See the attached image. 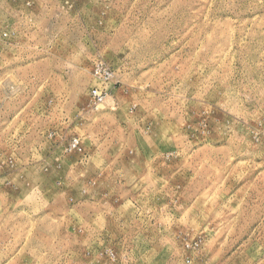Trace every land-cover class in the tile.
<instances>
[{"label":"rangeland","instance_id":"obj_1","mask_svg":"<svg viewBox=\"0 0 264 264\" xmlns=\"http://www.w3.org/2000/svg\"><path fill=\"white\" fill-rule=\"evenodd\" d=\"M0 264H264V0H0Z\"/></svg>","mask_w":264,"mask_h":264},{"label":"built area","instance_id":"obj_2","mask_svg":"<svg viewBox=\"0 0 264 264\" xmlns=\"http://www.w3.org/2000/svg\"><path fill=\"white\" fill-rule=\"evenodd\" d=\"M93 96L100 100L102 98V92H99L98 90H94Z\"/></svg>","mask_w":264,"mask_h":264}]
</instances>
